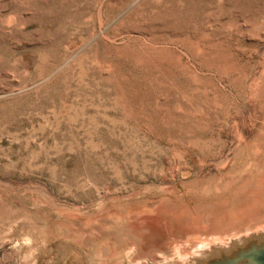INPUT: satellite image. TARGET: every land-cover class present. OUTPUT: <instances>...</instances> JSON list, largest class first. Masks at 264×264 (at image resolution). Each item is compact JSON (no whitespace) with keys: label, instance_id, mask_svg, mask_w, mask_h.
I'll use <instances>...</instances> for the list:
<instances>
[{"label":"rangeland","instance_id":"374dc122","mask_svg":"<svg viewBox=\"0 0 264 264\" xmlns=\"http://www.w3.org/2000/svg\"><path fill=\"white\" fill-rule=\"evenodd\" d=\"M260 220L264 0H0V264H160Z\"/></svg>","mask_w":264,"mask_h":264},{"label":"water","instance_id":"95a60500","mask_svg":"<svg viewBox=\"0 0 264 264\" xmlns=\"http://www.w3.org/2000/svg\"><path fill=\"white\" fill-rule=\"evenodd\" d=\"M160 264H264V220L178 247L175 257Z\"/></svg>","mask_w":264,"mask_h":264},{"label":"bare ground","instance_id":"6f19581e","mask_svg":"<svg viewBox=\"0 0 264 264\" xmlns=\"http://www.w3.org/2000/svg\"><path fill=\"white\" fill-rule=\"evenodd\" d=\"M253 189V188H252ZM250 190V189H249ZM251 192V191H250ZM237 195V194H236ZM245 198V197H244ZM263 201V200H262ZM230 202V201H229ZM240 203V202H239ZM230 204V203H229ZM162 205V204H161ZM210 205H211V203H210ZM215 205V204H214ZM241 206V205H240ZM210 207H212V206H210ZM234 207V206H233ZM238 207V206H237ZM175 212V211H174ZM197 212V211H196ZM211 214V213H210ZM230 215V214H229ZM207 216V215H206ZM200 218H201V216H200ZM206 218V217H205ZM207 221V220H206ZM203 237V236H202ZM153 249V248H152Z\"/></svg>","mask_w":264,"mask_h":264}]
</instances>
